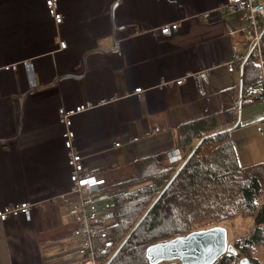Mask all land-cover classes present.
<instances>
[{"label": "crops", "instance_id": "obj_1", "mask_svg": "<svg viewBox=\"0 0 264 264\" xmlns=\"http://www.w3.org/2000/svg\"><path fill=\"white\" fill-rule=\"evenodd\" d=\"M225 1L59 0L64 19L57 25L45 0H0V208L37 202L31 220L0 222V264H80L62 105L120 98L73 118L87 172L111 186L136 178L141 157L174 164L182 150L177 127L234 109L221 95L241 90L242 73L229 72L227 62L250 36L242 11H215ZM183 19L172 36L155 30ZM118 40L121 53L112 50ZM24 60L34 64L35 87L23 66L2 69ZM190 71L201 77L161 85ZM139 87L145 94L126 96ZM238 111L241 125L231 138L239 163L264 164V101ZM133 137L139 140L126 141ZM118 139L123 145L113 148Z\"/></svg>", "mask_w": 264, "mask_h": 264}, {"label": "trees", "instance_id": "obj_2", "mask_svg": "<svg viewBox=\"0 0 264 264\" xmlns=\"http://www.w3.org/2000/svg\"><path fill=\"white\" fill-rule=\"evenodd\" d=\"M262 78L258 60L246 61L242 89L223 92L222 102L230 105L240 97L241 109L263 102ZM238 112L227 108L177 127L175 147L188 152L182 162L168 165L153 155L135 161L137 177L115 186L113 209L118 241L136 229L109 264H150V245L214 226L228 229L239 216H252L254 227L244 238L228 237L236 252H226L215 264H240L243 258L261 264L264 164L239 163L231 138L241 125Z\"/></svg>", "mask_w": 264, "mask_h": 264}, {"label": "built area", "instance_id": "obj_3", "mask_svg": "<svg viewBox=\"0 0 264 264\" xmlns=\"http://www.w3.org/2000/svg\"><path fill=\"white\" fill-rule=\"evenodd\" d=\"M49 15L54 19L57 25L63 22V14L59 8V0H45ZM242 11L246 17L248 25V34L250 36L244 52L235 53L227 62L229 72L239 69L246 61L256 59L261 65L263 78L259 81V87L264 93V0H226L219 4L217 13L225 11ZM212 12H203V16L210 19ZM200 14L193 17L198 18ZM184 21H174L167 23L155 30L163 37L172 36L177 32L181 23ZM154 30V29H152ZM60 48H66L67 43L59 40ZM121 41L118 40L113 46V52L121 53ZM20 66L27 69L31 74V86L35 87L34 64L32 60L14 62L2 66V69L8 71H17ZM201 77V71H190L183 76L169 80L163 78L162 84H175L183 86L190 78ZM134 94L143 95L145 90L142 87L136 88L133 92H128L127 97ZM119 97L103 98L99 101H87L73 107L62 105L59 110V120L64 127L63 137L68 156V165L70 168L71 186L69 193L78 196V200L72 206V215L76 221V227L72 236L78 242V251L80 254V264H107L118 251L122 241H118L115 226L117 223V214L113 209L114 197L116 195L115 186H111L103 177L87 172L84 163V156L75 147V131L73 129V118L85 111L101 107L103 105L114 103ZM241 99L237 97L233 103V108H240ZM259 131L264 133V124L259 125ZM139 140V137L128 138L126 141L132 143ZM124 141L118 139L113 148H119ZM185 149L177 151L172 159L173 162H182ZM37 202L24 200L21 202H12L0 208V222H5L11 217L24 216L27 220L33 217V211ZM162 264H182L180 259L168 260Z\"/></svg>", "mask_w": 264, "mask_h": 264}, {"label": "water", "instance_id": "obj_4", "mask_svg": "<svg viewBox=\"0 0 264 264\" xmlns=\"http://www.w3.org/2000/svg\"><path fill=\"white\" fill-rule=\"evenodd\" d=\"M240 70L242 73L243 65ZM135 229L125 238L119 249L131 238ZM226 252H236L234 246L229 243L228 229L224 226H214L150 245L147 248V258L150 264H162L174 259H180L182 264H215ZM109 263L110 261L107 262ZM240 264L255 263L243 258Z\"/></svg>", "mask_w": 264, "mask_h": 264}, {"label": "rangeland", "instance_id": "obj_5", "mask_svg": "<svg viewBox=\"0 0 264 264\" xmlns=\"http://www.w3.org/2000/svg\"><path fill=\"white\" fill-rule=\"evenodd\" d=\"M172 163H177L171 161ZM254 227V218L252 216H239L228 226V237L230 241L236 238H244L248 232ZM261 264H264V250L260 254Z\"/></svg>", "mask_w": 264, "mask_h": 264}]
</instances>
